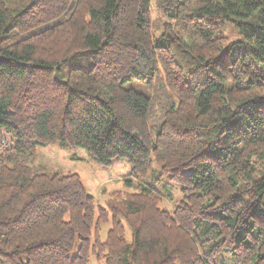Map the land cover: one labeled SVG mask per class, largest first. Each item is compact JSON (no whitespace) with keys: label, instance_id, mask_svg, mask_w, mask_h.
Segmentation results:
<instances>
[{"label":"trees","instance_id":"1","mask_svg":"<svg viewBox=\"0 0 264 264\" xmlns=\"http://www.w3.org/2000/svg\"><path fill=\"white\" fill-rule=\"evenodd\" d=\"M55 143L134 191L99 205ZM92 258L264 264V0H0V264Z\"/></svg>","mask_w":264,"mask_h":264},{"label":"rangeland","instance_id":"2","mask_svg":"<svg viewBox=\"0 0 264 264\" xmlns=\"http://www.w3.org/2000/svg\"><path fill=\"white\" fill-rule=\"evenodd\" d=\"M37 164L50 170H58L64 173H78L87 191L96 198V202L101 206H107L108 200L116 197H124L134 188L126 184L130 177L132 166L123 158H117L111 165H102L92 157L90 152L82 147H70L55 143L38 149ZM157 189L162 193V205L172 207L175 200L181 197V188L173 183L171 185L164 179L156 182ZM111 224L103 227L102 237H106ZM127 235L131 232L127 227ZM90 264H105L95 258Z\"/></svg>","mask_w":264,"mask_h":264}]
</instances>
